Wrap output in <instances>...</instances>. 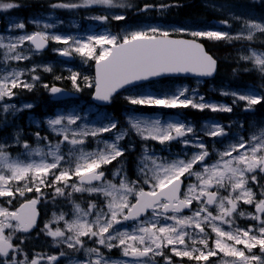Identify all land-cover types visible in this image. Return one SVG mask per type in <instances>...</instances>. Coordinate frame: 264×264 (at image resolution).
Returning a JSON list of instances; mask_svg holds the SVG:
<instances>
[{"label":"snow or ice","instance_id":"snow-or-ice-1","mask_svg":"<svg viewBox=\"0 0 264 264\" xmlns=\"http://www.w3.org/2000/svg\"><path fill=\"white\" fill-rule=\"evenodd\" d=\"M94 5L109 8L131 6L125 0H79L53 3L51 7L75 9ZM15 7L19 5L0 2V10ZM153 7L157 6L145 4L140 10L147 11ZM158 7L164 9L169 5L160 4ZM108 18L107 15L94 17L105 22ZM112 18L120 21L126 17L117 14ZM33 22L38 25L41 23L39 20ZM223 23L227 24V21ZM13 26L25 28L23 22L10 25ZM51 27L52 24L43 23L44 29ZM257 32L264 33V22L245 20L242 31L235 37L221 31H192L190 35L217 41H251ZM50 40L67 45L56 50L61 56L78 54L85 58V62L94 60L95 77L89 81L85 76L83 80L85 86L94 88L93 98L105 103H111L114 94L128 86L139 85L165 74L196 73L211 76L216 66V60L195 39H171L168 31L158 27L130 31L122 37L107 31L89 34L84 38L35 31L10 38L7 43L0 37V49L4 50L0 63L30 59V55L22 50L26 41L38 53ZM242 59L251 60L261 75H264V53L252 50L250 56ZM28 71L31 73L30 80H24V69L0 68V112L5 114L0 123L7 124V114L10 112L33 107L32 104H24L22 108H17L15 104L2 103L6 98L10 100L16 95L13 89H34L40 77L35 75V66ZM44 71L51 69L44 68ZM69 79L73 88L80 91L79 73L73 72ZM44 88L54 96L63 93L56 86L44 84ZM188 91L184 88L158 94L140 89L125 99L131 105L140 107L191 106L201 111L205 108L214 112L232 111L230 106L205 103L203 97L196 102L189 98ZM231 95L236 98L234 103L236 100L246 101L245 111H251L254 105L264 101V95L252 89L246 93L233 92ZM80 119L78 114H57L48 118L46 123L49 130L59 139L52 142L47 136L42 137L36 132V147L26 141L22 144L24 159L9 153L6 140L0 142V197L15 199L17 193L21 197L26 192L37 193L36 198L26 199L14 210L0 205V264H41L45 259L48 264H56L67 255L64 252L46 256L36 253L29 260L24 253V259H17V253L23 250L13 244V237L18 232L30 233L35 227L38 215L36 205L45 196L42 188L54 189L53 199L57 196L65 197L72 206L71 213L53 212L41 231L51 237L57 246L63 244L77 252L83 250L85 256L89 257L87 260H77L75 264H156L155 258L158 256H163L166 264H171V257L164 256L165 248H170L176 257H187L197 262L208 261L219 252L224 257L233 258L222 260L221 264H264V186H260L259 194L248 187L249 179L258 185L257 171L264 173V128L247 139L240 136L230 141L222 151L216 153L215 162L207 163L210 157L208 146L196 135L195 128L184 121H163L157 116L134 114L133 110L127 118L129 128L117 130L118 121L107 114V123L91 128L79 125L77 122ZM113 130L116 131L111 139H96ZM129 130L142 140L150 139L161 145L176 140L184 147H193L198 151L168 159L145 146L139 158L140 175L136 180L128 178L123 166L118 167L112 173L113 179L109 180L102 167L124 155L125 149L120 147L119 142L128 135ZM204 133L217 138L228 136L224 127L215 121L206 125ZM189 135L193 139H189ZM89 137L96 140L97 147L93 150L85 148ZM40 141H45V146H40ZM14 142L21 145L19 132L15 134ZM65 145L66 151L63 147ZM134 147L129 145L133 150ZM197 164L200 165L199 170L194 168ZM188 177H195V181L185 185L182 178ZM141 184L147 185V190ZM75 193L100 197L103 206L89 201L85 208L73 199ZM257 195L261 198L257 199ZM239 201L254 205V213L238 214L241 217L247 216L256 224L247 228L236 225L234 214L237 213ZM7 203L11 205L12 200ZM185 209L191 214L185 215ZM61 221L63 227L59 226ZM53 224L58 226L53 229ZM225 224L228 230L223 227ZM206 228L215 234L214 248L209 247L210 237ZM84 238L100 247H87ZM23 242L21 239L20 243ZM238 245H243V248ZM101 247L109 253L118 248L121 257L126 259L106 256ZM257 247L260 255L253 252Z\"/></svg>","mask_w":264,"mask_h":264},{"label":"rangeland","instance_id":"rangeland-1","mask_svg":"<svg viewBox=\"0 0 264 264\" xmlns=\"http://www.w3.org/2000/svg\"><path fill=\"white\" fill-rule=\"evenodd\" d=\"M26 0H0V2L4 3H14L18 4L19 7H15L12 9H8L6 11L0 10V15L2 18L6 19L5 20V27L3 30L0 29V37L4 38V42L7 43L8 40L14 39L20 35L24 34H31L35 31H46L50 34H59L62 36H73L77 38H84L89 34H100L105 31L109 32L110 34L113 35H119L123 36L127 32L130 31H135V30H141V29H147L149 27H158L162 31H168L169 34L171 35H182L185 33V35H190L192 31H221V32H226L231 34L233 37L236 36L237 33L242 31V25L245 20H251V21H256V22H264V0H256L251 3H245V2H236L232 0H218L217 2L213 1L211 4H208L211 8L212 11H215L217 15L221 17L219 21H205L206 25L210 24L212 26H215L213 28H207V29H198V23L194 24L191 21H184L180 23L177 19H170V16H167L166 13L164 12H159V11H148L147 13H142L141 18L137 19L136 21L138 22L135 24L133 23H127L123 24L119 27H112L111 25V20H115L112 17L117 14H122L120 9L118 8H109L107 6H99V5H94L90 7H79L73 9H66V8H52L51 5L53 3H67L68 1H75V0H27L30 2H36V3H29L27 4V8L29 6H33V8H28V9H21V7L26 4ZM70 2V3H71ZM79 2V0H77ZM33 4H36L33 5ZM128 4V3H127ZM130 5V4H128ZM38 8H43L41 10L44 11H37ZM95 8V9H92ZM25 11V12H24ZM134 12V11H133ZM11 13H17L18 15L21 14L25 16V19H21L18 16H8ZM101 15H107L109 18L108 20L105 21H100L97 19H94V17L101 16ZM123 15V14H122ZM147 16H153L150 17L149 19H146ZM8 16V17H7ZM132 18L135 19V14H132ZM1 20V19H0ZM34 20H39L41 23L38 25L34 23ZM224 21H227V24L223 23ZM23 22L25 24L24 29H18L16 27H10V25H13L14 23H20ZM43 23H50L53 25V27L44 29L43 28ZM201 25V24H200ZM180 29H183L184 31H179ZM191 36V35H190ZM206 38V37H205ZM208 39V38H207ZM210 41H217L213 39H208L206 42ZM220 41V40H219ZM223 42H225L227 45L233 46V48H229V52L231 51V56L232 57L230 60L233 62L236 58V69L237 71H241L242 73H250L252 70L253 73L249 75L248 81L247 82H241L236 80L235 77L233 81L227 80V79H221L220 82L214 83H205L204 81L201 80H192V81H164L163 83L159 81L151 82L148 84L141 85V87L133 89L128 92L127 96L131 94H135L136 91H139L140 89H146L150 90L154 93H171L174 92L178 89H184L187 88L189 91L187 95L189 98L194 99V101L199 102V98L203 97L205 103H214L216 105H226L230 106L231 108L236 106L240 107L245 111L246 107V101H239L236 100L234 103L233 101L236 99L231 93H246L248 92L249 89L254 90L256 93L264 95V75H261V73L256 69L254 66L253 62L251 60H245L242 59V57L245 56H250L252 50H255L256 52L259 53H264V33L257 32L254 36V38L249 41L247 39H223ZM51 42L50 49L46 52H35L33 51V47L30 45L29 42H25L23 45V49L26 54L30 55V59L24 60V61H8L6 64L0 63V68L6 67L8 69L16 68V69H24L25 70V75L22 77L24 80H30V75L28 70H30L33 66L36 67V72L35 75H38L40 77V80L44 78V76L47 77L48 81L45 82V84L49 85H54V80H56L58 83L60 82L57 77L53 76V70L56 65H61L62 68H64L67 71H71L70 66L66 64V62H63L59 59V52L56 51L58 49H62L67 47V45L63 43H57L53 41ZM246 43H253V44H260L259 47L263 48L261 49H254L250 45L246 46ZM234 50V51H233ZM3 49H0V61L3 60ZM228 52V53H229ZM75 63L79 64L80 70H84L85 65H88L91 61L94 62V60H87L85 62V58L80 57L78 54H73ZM60 60L57 62V60ZM243 63L244 67L249 71L245 70L240 66V64ZM44 68H50L51 71H44ZM75 71H71L68 76V84H70V90L72 92V97L63 105L62 108H57L55 109L53 115H47L43 117H38L34 113H32L33 108L37 103H39V98L42 96V94L48 99H46L44 102L48 103L51 98L50 93L47 89L44 88V83H41L40 80L35 82V87L32 91H28L27 89H22V88H16L13 89V91L16 93L14 97H12L10 100L5 99L2 103H10V104H15L17 108H22L24 104H32L33 107L31 109H23L22 111H17V112H10L7 114V124L0 123V129H5V132L0 131V142H4L5 140L7 141L9 148L8 151L13 157H19L21 159H24V152L25 150L22 147L23 142H28L30 145L33 147L37 146V139L35 136V133L43 130L45 132H48L55 138L57 137L54 133H52L48 125L46 123V120L48 118H53L57 114H78L81 119L77 122L81 126H87V127H96L99 126L103 123H107V120L105 119L106 114L108 116L113 117V113L109 112L107 109H102L94 105L93 103H90L89 100H85L88 93H90L91 88L85 86V82L83 80V77L87 76L89 78V81H91V76L88 74H81L80 83L82 85V88L80 91H76L73 88L72 82L69 79L71 74ZM82 72V71H81ZM84 72V71H83ZM223 73V70H222ZM70 82V83H69ZM243 83V84H242ZM208 84V85H207ZM235 84L240 85V87H237ZM61 86V84H60ZM206 90V93H204L200 87H202ZM259 88V89H258ZM261 90V91H260ZM223 93H229L228 95H224ZM37 98V99H36ZM14 99V100H13ZM256 105L253 106L252 109H255ZM191 107V106H190ZM192 108V107H191ZM194 111H201L196 108H192ZM204 110H210L208 108H205ZM211 111V110H210ZM223 112V111H219ZM248 111L245 112V114H248V116L245 118H239L232 123L229 124L230 128L224 127L225 131L228 133L227 137L223 138H217V137H210L207 136L209 139H204L205 133L204 129L206 125L210 124L212 121L217 122L219 125L220 122L211 119V120H203L200 121L201 123L196 125L192 121H187L186 119L182 117L176 116H162L159 113H153V115L149 116H157L161 118L163 121H184L187 124L192 125L195 130H196V135L200 137L203 142L209 147V152H210V157L206 161L207 163H213L217 159L216 153L219 151H222L227 144L230 141H234L235 138L244 136L245 139H247L249 136H251L254 133H258L261 128H264V118L263 117H257L253 113L249 114L247 113ZM135 114V113H134ZM4 115L2 112H0V120H3ZM144 115V114H143ZM128 116L129 114H126L123 118L122 124L118 127L117 130L119 129H128ZM195 124V125H194ZM75 127V126H73ZM28 130V131H25ZM116 130H113V132L110 133H104L102 136L97 137L96 139H111L114 132ZM19 132L20 133V138H21V145H17L15 141V134ZM189 139H193L191 135L188 137ZM58 139H51L50 141L55 142ZM125 144H126V153L128 154L129 152H133L131 155H125L123 157H118L117 162L113 166V168L110 170L109 177L107 179L112 180L113 176L112 173L120 166H123L124 170L127 173V176L130 180H136L140 173L138 170V162L139 158L141 157V154L143 152V149L145 146L152 151L154 150L155 153L161 157H166L168 159H172L174 157L180 156L183 157L185 153H188L189 155L192 152L198 151V149L193 148V147H184L179 141H172L171 143H166L164 145L159 144L157 141L153 140H142L139 136H137L134 132L129 130L128 135L124 138ZM120 147L121 146V141ZM40 146H45L46 142L45 141H40L39 142ZM129 145H134V150L129 148ZM102 146V145H101ZM64 150H67V145L63 146ZM97 147L96 140L93 138L89 137L87 139V142L85 144V148L87 150H93L94 148ZM13 151V152H12ZM125 154V153H124ZM235 154V153H233ZM115 161V160H114ZM112 161V162H114ZM129 161L131 164V169L129 168ZM106 166V165H104ZM103 166V167H104ZM196 170H199L200 165L197 164L194 166ZM257 176V181L258 185L254 184L251 182L249 179V184L248 187H251L254 192L259 194L261 188L260 186H264V174H260L259 171L255 173ZM185 181V185L189 182H194L195 177H188ZM118 182V178H117ZM15 183V182H14ZM21 184L23 182H20ZM142 187L147 190L148 186L141 184ZM257 187V189H256ZM47 189V188H46ZM31 193V192H30ZM28 194V192L25 193V195ZM80 194V193H77ZM88 197H93V200H83L82 206L87 207V204L89 201H95L98 206H103V199L97 196H89L87 193L83 194ZM258 197V195H257ZM24 198L21 197L18 193L15 196V199L12 197H0L1 200H12L11 205L8 203L3 205L0 202V205L9 207L10 210H14L13 208L11 209V206L15 207V205L22 201ZM259 199V198H257ZM53 197H51L50 201H53ZM41 204V202H40ZM52 205V208L48 207H43V219L41 221V225L33 236H27L22 233V235L19 236H14L13 237V244L14 245H19V247L23 250L21 253H17V259H24V249L23 245H26L28 247H31L35 240H40L42 238H46L47 235H45L44 232L41 231L43 229L44 224L46 221H49L52 217L53 212L60 213V212H65V213H71V208L72 206L69 207H64L62 209H56L54 207V203H48ZM86 204V205H84ZM238 209L237 213L234 214L235 217L239 220H244V223H237V220H235L236 225H238L240 228H247L250 225H254L257 222L247 218V216L241 217L239 216V212H244V213H254L255 208L254 205H248L244 204L243 201L238 202ZM42 206V204H41ZM196 207V204L194 202L193 208ZM42 209V208H41ZM42 213V214H43ZM185 215H190V211H184ZM235 218V219H236ZM264 218V217H262ZM58 225L53 224L52 227L53 229L57 227ZM60 227H63V222H60ZM130 227V225H126ZM123 227V226H122ZM225 230H228V225H223ZM6 230V234H7ZM206 231L209 233V237L211 238V242L209 241V247L214 248V239H215V234L211 232L210 228H206ZM49 237V236H48ZM15 239V240H14ZM21 239H23V243H20ZM85 244L87 247H100L99 245H96L92 240H88L87 238H84ZM91 243V244H89ZM39 245V244H38ZM40 246V245H39ZM198 247H202L200 245H197ZM237 247L243 248V245H238ZM102 248V247H101ZM104 249V248H103ZM107 251V249H104ZM102 251V250H101ZM112 251L120 254V249L114 248ZM167 251H170V248H168ZM253 252L257 255H260V250L259 247L253 249ZM43 254V253H40ZM169 255H173L175 258L179 259L180 262H174V259L171 258V264H221L222 260H231L233 258L231 257H224L222 253L218 252L217 256L210 257L208 261H200L197 262L195 260H192L193 262L191 263L190 260L187 257H176L172 252L168 253ZM46 255H55L53 252L48 251L45 253ZM29 260H31L34 256L32 255H27ZM107 256V255H106ZM164 256H168L165 254ZM112 258H121V259H126L120 256H111ZM89 257L85 256L83 250H81V253L77 257H72V258H66L63 262V264H75V261L77 260H87ZM156 264H166L164 257L162 256L161 259L155 258ZM41 264H48L47 260H42ZM58 264V261L56 262Z\"/></svg>","mask_w":264,"mask_h":264},{"label":"trees","instance_id":"trees-1","mask_svg":"<svg viewBox=\"0 0 264 264\" xmlns=\"http://www.w3.org/2000/svg\"><path fill=\"white\" fill-rule=\"evenodd\" d=\"M217 2L218 0H171L169 2H165L163 4L169 5V7L160 9L158 6L153 7L149 9V11L154 12V11H161L166 13L167 16H170L171 20H178V21H191L192 23L196 24H202L204 21L207 19L211 18H216V15H214L213 11L208 8L207 3L208 2ZM230 1V0H229ZM236 2H245V3H251L256 0H232ZM144 2H138L137 5L139 7H142ZM36 6V4H33ZM28 9V8H33V6H29L27 8V3L24 4L21 9ZM25 12V11H24ZM203 21V22H202ZM205 46L207 47V50L218 59V73L216 75L215 80H221L224 78H228L229 80L235 78L238 81L245 82L248 81L249 74H241L240 71H235L234 67H236V58L232 62L230 59L231 56V51L229 52L230 46H227L223 43H211V42H204ZM229 52V53H228ZM223 70V73H222ZM57 70H55L54 73H56ZM84 71V72H83ZM83 74H88L92 75V69L90 68H84L82 70ZM234 73V74H233ZM68 73L64 71H59L57 74H55L56 77H60L61 82H63V86H66L68 84L67 82L69 81L67 78ZM235 76V77H233ZM256 114L260 113L262 116H264V103H260L257 105V109L255 110Z\"/></svg>","mask_w":264,"mask_h":264},{"label":"water","instance_id":"water-1","mask_svg":"<svg viewBox=\"0 0 264 264\" xmlns=\"http://www.w3.org/2000/svg\"><path fill=\"white\" fill-rule=\"evenodd\" d=\"M174 39V38H173ZM186 40V39H185ZM166 75H170V76H192V77H198V76H200V77H204V78H209L210 76H201V75H198V74H196V73H179V74H165V75H162V76H160V77H156V78H161V77H163V76H166ZM151 80V79H150ZM121 90V89H120ZM120 90H118V91H120ZM117 91V92H118ZM97 101V100H96ZM97 102H100V103H103V102H101V101H97Z\"/></svg>","mask_w":264,"mask_h":264}]
</instances>
